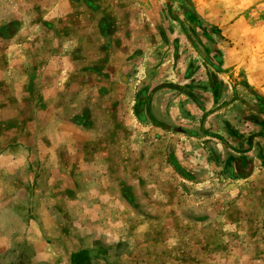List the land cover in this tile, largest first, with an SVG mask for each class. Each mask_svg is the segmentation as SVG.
<instances>
[{
	"label": "crops",
	"instance_id": "1",
	"mask_svg": "<svg viewBox=\"0 0 264 264\" xmlns=\"http://www.w3.org/2000/svg\"><path fill=\"white\" fill-rule=\"evenodd\" d=\"M163 1L0 0V264H264L263 120L221 187L184 161Z\"/></svg>",
	"mask_w": 264,
	"mask_h": 264
},
{
	"label": "rangeland",
	"instance_id": "2",
	"mask_svg": "<svg viewBox=\"0 0 264 264\" xmlns=\"http://www.w3.org/2000/svg\"><path fill=\"white\" fill-rule=\"evenodd\" d=\"M163 2L171 7L173 2L175 9L167 17L180 22L175 24V41L167 43L181 60L173 66L180 77L176 86L186 90L185 94L177 95L178 102L174 104L179 111L177 125L189 134L206 133L210 138L204 144V141L183 136L179 153L189 162L198 148L214 144L217 153L213 152V145L205 146L214 161L210 159V167L198 156L193 163L201 171L212 169L214 186L221 187L227 181L228 156L255 157L254 151L249 150L254 128L241 116L247 113L250 117L264 118V0ZM171 76L172 72L170 80ZM138 96L139 93L136 98ZM184 97H188L187 100ZM138 108L134 109L137 121ZM227 121L234 129L224 131ZM258 132L264 134L261 128ZM156 136L154 140L158 141L165 133ZM238 138L237 142L241 139L244 144L236 145L234 141ZM158 145L160 150L155 153L154 158L158 159L155 165L165 164L170 170L168 163L163 162L168 143L163 141Z\"/></svg>",
	"mask_w": 264,
	"mask_h": 264
},
{
	"label": "flooded vegetation",
	"instance_id": "3",
	"mask_svg": "<svg viewBox=\"0 0 264 264\" xmlns=\"http://www.w3.org/2000/svg\"><path fill=\"white\" fill-rule=\"evenodd\" d=\"M241 118L244 120V122H247L249 124L250 123H253L252 120L254 119L253 116L252 117L247 116V113H243V115L241 116ZM262 120H263L262 122H254V123L258 124V127H261V129L264 130V118ZM237 165H238V162H237Z\"/></svg>",
	"mask_w": 264,
	"mask_h": 264
},
{
	"label": "water",
	"instance_id": "4",
	"mask_svg": "<svg viewBox=\"0 0 264 264\" xmlns=\"http://www.w3.org/2000/svg\"><path fill=\"white\" fill-rule=\"evenodd\" d=\"M140 114H142V112H140Z\"/></svg>",
	"mask_w": 264,
	"mask_h": 264
}]
</instances>
